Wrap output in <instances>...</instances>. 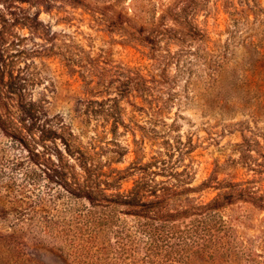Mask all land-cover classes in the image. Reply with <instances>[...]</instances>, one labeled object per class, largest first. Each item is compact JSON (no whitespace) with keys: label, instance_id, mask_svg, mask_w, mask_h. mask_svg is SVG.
Instances as JSON below:
<instances>
[{"label":"rangeland","instance_id":"rangeland-1","mask_svg":"<svg viewBox=\"0 0 264 264\" xmlns=\"http://www.w3.org/2000/svg\"><path fill=\"white\" fill-rule=\"evenodd\" d=\"M0 16L10 53L27 51L15 73L40 123L71 133L100 174L124 177L108 194L144 175L182 206L211 201L217 181L264 190V0H44L1 4ZM136 69L156 76L129 89L124 74ZM43 146L46 159L82 173L76 157L58 161L61 140L26 145ZM26 147L0 129V264H250L257 254L264 262V213L248 203L221 213L214 256L188 257L197 244L178 236L153 262L124 216L101 226L95 257L65 250L42 224L77 229L79 214L103 211L50 182L49 163L33 164Z\"/></svg>","mask_w":264,"mask_h":264},{"label":"trees","instance_id":"trees-1","mask_svg":"<svg viewBox=\"0 0 264 264\" xmlns=\"http://www.w3.org/2000/svg\"><path fill=\"white\" fill-rule=\"evenodd\" d=\"M15 2L40 7L44 0H0V5L10 6ZM20 26L26 27L27 24H20ZM9 35L5 20L0 16V129L8 132L25 147L27 143L31 144V140L34 144L57 143L61 140L66 145V152L57 154L58 161L61 162L65 154L72 158L76 157L74 159L81 161L82 173L77 174L76 166L62 167L51 159H46L49 155L46 146H43L45 152L42 153L26 147L30 153L31 162L37 166L42 165L43 162L49 163V165H43V171L50 182L59 184L71 196L86 200L91 208L103 211L79 214V219L86 220L78 219L76 223L80 228L77 229H74L73 224L67 221L42 224L44 233L65 245V250H77L82 255L95 257L90 243L99 241L102 235L101 226L113 227V224L124 216L126 219H132L134 227L142 232L143 240L151 248L149 254L153 255V262H156L154 257L161 249L160 244H171L178 236H181L184 241H191L190 244L187 243V247L197 244L192 250L193 255L190 254L188 257H205L204 255H208V250L214 256L218 253L217 248L214 247L221 237L219 232L222 229L219 227L224 225L221 215L224 210L236 203H248L259 213H264V190L253 192L243 183H230L225 186L217 181L214 186V189L218 191L217 196L208 203L200 205L190 203L187 206L177 205L175 200L173 201L174 193L169 189L159 188L160 185H155V180L149 178L150 175H144L128 192L122 193L121 187H118L115 189L117 193L108 194L113 187L121 185L124 177L100 174L103 168L93 164L92 159L87 157L88 152L75 146L76 140L71 133L40 123L37 105L28 103L25 86L19 84L23 79L15 73L17 64L21 58L27 56V51L18 49L16 54H11V49L6 46ZM45 51L50 52L51 49H45ZM149 76L156 75L151 72L150 75H144L141 69H136V72L128 70L124 74L127 81L126 87L131 89L132 86L137 85L140 89L142 88L140 78ZM136 90L138 91L136 88L132 89V91ZM16 133L21 134V138L17 137ZM26 139L29 142L26 143ZM95 141L98 142L99 139L95 138ZM208 182L200 187L207 188ZM200 187L191 192L200 191ZM221 242L225 243L223 240ZM241 251L248 255L256 253L253 246L249 245L242 246ZM98 254L104 255L102 252ZM258 256L259 254L250 264H264L257 259Z\"/></svg>","mask_w":264,"mask_h":264}]
</instances>
